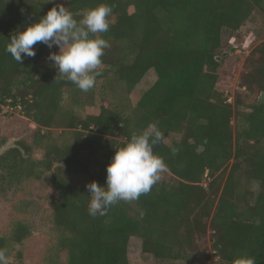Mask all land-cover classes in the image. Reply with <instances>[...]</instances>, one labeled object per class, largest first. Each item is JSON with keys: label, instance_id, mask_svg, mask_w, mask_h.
I'll return each instance as SVG.
<instances>
[{"label": "trees", "instance_id": "16d2710c", "mask_svg": "<svg viewBox=\"0 0 264 264\" xmlns=\"http://www.w3.org/2000/svg\"><path fill=\"white\" fill-rule=\"evenodd\" d=\"M47 2L0 0V113L3 105L20 107L36 125L34 144L42 149L37 156L17 141L0 154V195L50 174L49 218L57 251L46 264H130L132 236L141 240L143 253L189 263L207 232L223 264H264V102L254 99L256 92L264 93V41L245 58L240 84L250 93L244 100L231 104L215 88L223 33L237 31L255 11L264 16V0ZM99 4L112 8L109 31L98 34L110 44L96 77L102 93L128 96L149 70L156 79L133 106L121 97V103L101 104L97 113L81 117L65 105L67 95L77 97L81 90L53 65L37 64L47 46L34 45L36 55L21 64L5 49L15 31L54 5L80 19ZM152 123L165 138L153 151L174 181H159L138 200L90 216L86 185H105L115 149ZM52 127L65 134L61 144L51 138ZM93 164L90 182L75 180ZM31 232L26 221L13 219L0 235V248L20 261ZM59 252L65 253L64 263Z\"/></svg>", "mask_w": 264, "mask_h": 264}, {"label": "rangeland", "instance_id": "374dc122", "mask_svg": "<svg viewBox=\"0 0 264 264\" xmlns=\"http://www.w3.org/2000/svg\"><path fill=\"white\" fill-rule=\"evenodd\" d=\"M59 2L64 0H57ZM264 41V16L259 12H254L253 20L248 21L237 31L224 32L222 35V45L217 54L220 66L217 69L218 79L215 84L217 91L226 99L227 102L233 104L238 97L244 100L250 93L248 89L241 86V76L246 71V56L258 45ZM58 48H47L38 58L37 64H49L52 62L47 59L50 52H57ZM156 79L153 70H149L140 80V82L132 89L128 96L121 95L122 98H129V102L133 106L139 99L142 92L149 88ZM102 81L97 80L95 86L88 92L80 91L77 97L65 98V105L72 109L76 115L85 117L89 114L98 112L100 105L113 106L114 103H121L120 96L112 98L108 92L102 93ZM259 92L254 94L257 102ZM234 119L231 120V126H234ZM36 125L24 116L20 107L3 105L0 113V154L9 146L17 141H23L33 148V153L37 156L42 155V149L36 148L34 144V132ZM51 138L61 144L64 142L65 134L58 127L49 128ZM62 132V134H61ZM7 146V147H6ZM85 153V152H84ZM94 154H91L93 156ZM96 165H91L88 173L75 176L81 183L87 184L92 179L90 175L96 172ZM206 173V172H205ZM50 174L45 173L41 179L25 182L18 188H10L3 195H0V235L9 230L10 222L13 219H22L26 221L32 228L31 235L26 240L22 252V259L17 261L13 257H9V261L17 264H46L51 259L56 258V251L53 238V229L51 228L50 213L51 200L54 197V191L50 184ZM160 181L172 182L174 177L167 170L161 174ZM257 188L256 184L252 186ZM205 245L203 250L197 251L191 258V262L183 261H164L154 258L151 254L141 251V240L136 237H130L128 243V259L130 264H223L214 251L210 248L209 232L207 236L201 239ZM58 260L65 262V253L59 252Z\"/></svg>", "mask_w": 264, "mask_h": 264}, {"label": "clouds", "instance_id": "9594fccd", "mask_svg": "<svg viewBox=\"0 0 264 264\" xmlns=\"http://www.w3.org/2000/svg\"><path fill=\"white\" fill-rule=\"evenodd\" d=\"M48 0L47 3H52ZM112 8L99 4L80 13V19L61 5H54L35 22L23 30L15 31L6 51L21 64L25 57H34V45L42 43L50 52L47 59L57 74L88 92L95 86L100 74L102 57L109 42L98 35L109 31ZM165 142L164 134L155 123L140 133L133 132L130 139L115 149L111 162L106 166V183L101 186L93 181L86 185L90 196L88 213L92 217L104 216L110 207L120 201L138 200L151 191L167 170L162 157L155 154V145ZM172 153L178 150L173 147ZM0 264H9L7 250L0 248Z\"/></svg>", "mask_w": 264, "mask_h": 264}, {"label": "water", "instance_id": "95a60500", "mask_svg": "<svg viewBox=\"0 0 264 264\" xmlns=\"http://www.w3.org/2000/svg\"><path fill=\"white\" fill-rule=\"evenodd\" d=\"M261 48H263V46H261ZM220 57H216L217 60H219ZM257 102L260 103V102H264V93L262 91H260L259 93V96L257 98ZM7 147V146H6Z\"/></svg>", "mask_w": 264, "mask_h": 264}]
</instances>
